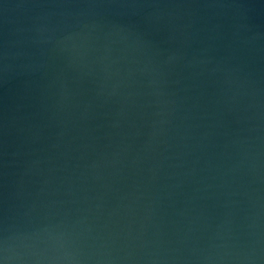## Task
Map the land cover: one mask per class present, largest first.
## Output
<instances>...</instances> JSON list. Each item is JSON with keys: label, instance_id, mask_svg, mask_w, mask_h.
Wrapping results in <instances>:
<instances>
[{"label": "water", "instance_id": "95a60500", "mask_svg": "<svg viewBox=\"0 0 264 264\" xmlns=\"http://www.w3.org/2000/svg\"><path fill=\"white\" fill-rule=\"evenodd\" d=\"M0 264H264V0H0Z\"/></svg>", "mask_w": 264, "mask_h": 264}]
</instances>
